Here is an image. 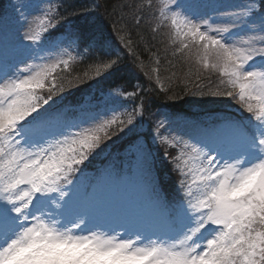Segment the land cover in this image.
<instances>
[{"label":"snow or ice","instance_id":"snow-or-ice-1","mask_svg":"<svg viewBox=\"0 0 264 264\" xmlns=\"http://www.w3.org/2000/svg\"><path fill=\"white\" fill-rule=\"evenodd\" d=\"M12 7L0 15V264H264V0L146 5L211 81L191 94L230 102L161 112L147 129L135 88L72 101L57 84L77 56L96 77L121 71L100 19L61 24L51 0ZM114 136L127 138L118 150Z\"/></svg>","mask_w":264,"mask_h":264},{"label":"trees","instance_id":"trees-1","mask_svg":"<svg viewBox=\"0 0 264 264\" xmlns=\"http://www.w3.org/2000/svg\"><path fill=\"white\" fill-rule=\"evenodd\" d=\"M156 1L158 0H51L52 6L60 10L61 24H68L69 21L82 24L89 18L100 19L104 35L108 37L113 50L121 52L122 59L121 71L105 78L103 69H100L101 76L96 77L98 66L88 62L86 57L77 56V62L71 69L61 76L59 73L55 76L58 86H65L62 93L64 96L78 101L88 93L99 95L109 88H135L139 98L147 106L145 129L161 112L195 111L199 107L217 108L228 105L225 100L191 94L208 87L211 81H206L203 73L198 77L191 69L186 72L191 64L178 52V46L172 44L167 30L158 27L153 15L155 8L149 10L146 7L149 2L157 4ZM10 2L12 0H0V15L12 10ZM137 20L139 23H136ZM120 29L129 34L134 52H130L119 40V35L123 34L119 32ZM156 76L160 78L159 83L154 78ZM77 77L82 82L77 83ZM69 81H72L70 87L67 86ZM58 98L59 95L54 97ZM113 139V148L118 150L127 138L114 136ZM153 150L156 154V170L162 176L165 188L170 190L172 181L168 160L162 154V148L153 145ZM112 159L115 160V156ZM103 160L104 157L96 158L89 165L90 169L101 168Z\"/></svg>","mask_w":264,"mask_h":264},{"label":"rangeland","instance_id":"rangeland-1","mask_svg":"<svg viewBox=\"0 0 264 264\" xmlns=\"http://www.w3.org/2000/svg\"><path fill=\"white\" fill-rule=\"evenodd\" d=\"M20 2H21V0H12V2H10V9H12V10H9V11L7 12L6 15H10V16H11V15H17V14H18V11L14 10L13 7H12V5L18 4V3H20ZM25 2H28V0H25ZM33 2H34V3H38V4H40L43 8H47V7L49 6V3H48L47 0H33ZM156 3L158 4V3H159V0L156 1ZM176 49H177V48H176ZM178 52L181 53L183 56H185V53L187 52V50H185L184 53L180 52L179 50H178ZM52 55H56V54L53 53ZM72 55L75 56V53L73 52ZM64 58L67 59L68 57L65 56ZM184 58H185V57H184ZM185 59H186V58H185ZM186 61L189 62V63L191 64V66H189L188 68H186V72H187L188 69H191L193 72L196 73V65H195L194 63H192V61H190V60H188V59H186ZM75 62H77V58H76L75 60H73V61H70L69 66H68L67 68H64L63 66H61L60 69H57V72L54 74V76H56L58 73L60 74V76L63 75L65 72H67L69 69H71V66H72ZM70 71H71V70H70ZM43 94L46 95V92L43 93ZM226 101H227V100H225V102H226ZM226 103L229 104L230 102L227 101ZM232 108L234 109V108H235V105H232ZM108 118H110V117H108ZM108 118L105 117L104 119H108Z\"/></svg>","mask_w":264,"mask_h":264}]
</instances>
